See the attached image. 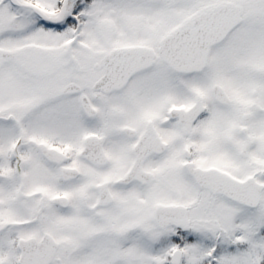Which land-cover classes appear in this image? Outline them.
<instances>
[{"label": "snow or ice", "instance_id": "obj_1", "mask_svg": "<svg viewBox=\"0 0 264 264\" xmlns=\"http://www.w3.org/2000/svg\"><path fill=\"white\" fill-rule=\"evenodd\" d=\"M0 264H264V0H0Z\"/></svg>", "mask_w": 264, "mask_h": 264}]
</instances>
